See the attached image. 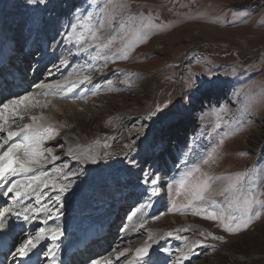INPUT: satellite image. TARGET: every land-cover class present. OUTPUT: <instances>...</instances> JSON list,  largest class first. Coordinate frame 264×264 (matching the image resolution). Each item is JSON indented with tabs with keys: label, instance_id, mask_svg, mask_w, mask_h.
Listing matches in <instances>:
<instances>
[{
	"label": "rangeland",
	"instance_id": "374dc122",
	"mask_svg": "<svg viewBox=\"0 0 264 264\" xmlns=\"http://www.w3.org/2000/svg\"><path fill=\"white\" fill-rule=\"evenodd\" d=\"M85 17L100 40L78 44L85 29L68 33ZM149 19L146 39L121 58ZM0 75V107L32 94L4 114L15 115L14 132L30 124L27 109L38 104L43 127L54 130L39 163L12 179L21 196L10 193V206L47 224L63 219L86 235L111 226L108 253L96 241L95 254L92 243L71 251V264L83 257L84 264H264V209L247 228L228 232L206 212L193 214L226 208L217 194L225 181L208 194L216 208L198 201L183 207L201 173L181 187L199 164L213 177L249 173L242 194L264 200V0H0ZM221 138L215 163L204 165ZM86 149L96 152L94 160L72 156ZM70 235L64 232V241ZM51 245L39 253L43 264Z\"/></svg>",
	"mask_w": 264,
	"mask_h": 264
},
{
	"label": "snow or ice",
	"instance_id": "6c2138e0",
	"mask_svg": "<svg viewBox=\"0 0 264 264\" xmlns=\"http://www.w3.org/2000/svg\"><path fill=\"white\" fill-rule=\"evenodd\" d=\"M28 2L30 4H35L43 3L44 0H28ZM121 7H124V5H121ZM101 12L107 13V8L101 9ZM89 20V17H85L82 19H78L77 23L72 24V32L68 33L69 36H72L73 33H76L78 28L85 29L86 31L87 38L85 36V33H80L76 35V43H87V39H91L93 41L100 40V36L98 35L99 29L96 28L95 25L86 27ZM99 24L102 28L104 27L105 21L101 19L99 21ZM152 26L153 25L150 19L147 21V23H142V30H138L136 33H134L133 39L126 43L124 48L120 50L121 58H127V52L128 50H130V47L133 43L143 42V40L146 39V31L150 30ZM114 38L115 37L109 38L107 43L99 45V47L101 49L108 48ZM88 80L89 77L85 76L84 81ZM84 81L81 82L83 83ZM68 90L72 91L71 88H69ZM31 95L32 94H28L27 96L19 97L17 99L9 101L8 103H4L2 107H0V120H4V114L6 111L18 108L23 102H27ZM157 111H160V109L157 108ZM30 119L35 121L38 118L31 117ZM0 131H3V123H0ZM21 134L24 136V139L20 143H14L10 147H8L6 151L0 153V178L8 175L15 176L21 173L32 171V168L30 166L33 164H38L39 157L42 155V152L40 151L42 142L46 139H52L54 130L50 126L37 127L34 124H26L19 132H8L6 139L0 141V148L4 147V145L7 144L8 141L13 137L19 136ZM223 142L224 139L221 138L219 144L214 146L202 159V163L204 165L215 163L216 159L219 156V148L223 144ZM21 151H23L24 159L20 158L19 153ZM48 151L50 152L51 150L49 149ZM194 172L201 173L203 179L192 185V199H190L186 205H183V207H190L193 204V201H198L202 204H207L212 208H216L217 201L211 199L210 195L208 194L210 193L212 184L215 181L223 180L226 183L217 194L225 198L226 208L224 206H221L218 211H208L206 208L198 209L193 214H199L200 211L206 212L207 215L205 216V218L219 220L221 226L225 231L228 232H238L241 230V228H247L253 222V220L260 218L262 214L261 209H264V200H260L255 195H249L246 193L242 194L243 181L249 175V173H240L235 174L234 176L213 177L208 175L207 173L201 172V168L198 164L193 169L189 170V172L186 174L185 180L181 182V187H184L187 179L189 177H192ZM36 179H38V177H32L33 181H35ZM152 184H156V181L153 180ZM19 187L20 186L18 181H12L11 186L8 187V193L14 192L15 197L19 198L21 196ZM28 187H31V185H28ZM152 194H156L155 190H153ZM174 208L175 204H173V206L169 208V211H173ZM9 211V208H4L2 211H0V216L5 215ZM133 215H135V213H133ZM131 218L132 216H129V219ZM25 219H27V217H25ZM0 227H3V225H0ZM44 231V229H40L38 232V237ZM51 231V238L54 240L62 234L59 228L53 229ZM168 235H171V233H169ZM213 238L221 239L219 237ZM28 245H31L33 247L35 246L32 243L31 238L26 240L24 244L17 249V253L21 256L25 255ZM148 247L149 246H145L143 248L137 249L138 260H142L143 257L148 254ZM121 255H123V253H121ZM94 264H98V262H94Z\"/></svg>",
	"mask_w": 264,
	"mask_h": 264
},
{
	"label": "bare ground",
	"instance_id": "6f19581e",
	"mask_svg": "<svg viewBox=\"0 0 264 264\" xmlns=\"http://www.w3.org/2000/svg\"><path fill=\"white\" fill-rule=\"evenodd\" d=\"M0 77H2L1 75H0ZM16 78V77H15ZM1 82H3V83H1L0 84V88H5V81L4 80H1ZM35 102V101H34ZM39 102V101H38ZM37 102V103H38ZM26 107V106H25ZM67 107V106H66ZM31 108H28L27 109V111L29 112V115L31 116V117H37L38 119L37 120H35V121H33L32 119H30V124H34L35 126H37V127H40V126H44L46 123L44 122V117H43V110H44V107H42V106H39V104L38 105H36V108H35V110H30ZM33 112V113H32ZM6 117H7V115H6ZM6 117H4V120L3 121H6V124L5 125H9L8 126V128L6 127V126H4L3 127V131H0V138L1 139H6V137H7V133L8 132H14V129H15V127L17 126L16 125V122H10L12 119L14 120V118H15V115L14 114H11V116H10V118L7 120L6 119ZM2 121V120H1ZM48 123V122H47ZM15 132H19V131H15ZM3 136V137H2ZM22 137H24L22 134L21 135H19V136H15V137H13L11 140H9L8 142H11V143H15L18 139H19V141L21 142L22 140H23V138ZM11 146V144H5L4 145V147H2V148H0V153H3L4 151H6L7 150V148L8 147H10ZM78 151V150H77ZM81 151V150H80ZM23 154V151H21L20 153H19V155H20V158L21 159H24V156L22 155ZM72 156H74V158H76V159H84V160H87V161H92V160H94L95 159V157L97 156V154H96V152H94V151H92V150H90V149H86V150H83V151H81V152H78V153H76V154H74V155H72ZM30 176V175H29ZM13 177H15V176H13V175H8V176H5V177H3V178H0V207L1 206H5L6 207V204L8 203V201H7V199H8V196H10V193H9V195L8 196H6V194H5V190H4V188L9 184V183H11L13 180L11 179V178H13ZM28 177V176H27ZM32 177V176H31ZM29 181V180H28ZM7 194H8V190H7ZM29 199H31L30 197H29ZM17 201V200H16ZM13 204V203H12ZM17 206V205H16ZM21 206V205H20ZM22 207V206H21ZM9 209H10V211L8 212V213H6L5 215H8L9 213H11L12 214V219H9V220H7V221H4V220H2L1 221V223H0V225H3V227H0L1 228V234H4L3 236H1V237H3L4 238V240H5V238H7V239H10L9 240V243H14V239L19 235L18 233H19V229H21V230H25V232H26V234H27V236L29 237L33 232H34V230L36 229V227H37V224L38 223H40L39 221H42V219L41 218H36V219H34V220H30L28 217H27V219H25V213H23L21 210L19 211L18 209H16L15 207H13L12 208V206L11 207H9ZM5 215H3V216H0L2 219H4V217H5ZM32 215V214H31ZM53 227H55V229H57V228H59L60 229V231L61 230H63L64 229V223L60 220V221H55L53 224ZM68 226H69V224H68ZM2 228H5L6 229V231H4ZM49 228H52V226L51 227H49ZM71 232L73 231V229H72V227H71ZM62 233V232H61ZM20 235H22V234H20ZM110 234H108L106 237H108ZM51 236L52 235H47V233L45 232V233H41L40 235H39V237L36 239V241H35V246L33 247V246H31L30 247V250H29V254L30 253H32L30 256H28V259L27 260H25L24 261V263L25 262H31L33 259H35L36 258V256L34 255V251H36V249H37V246H39V247H43V245H45L46 244V242L47 241H49V239H51ZM20 237V236H19ZM70 237H71V239H68V240H63V242H64V245L66 246V251L65 252H63V253H60V251H59V249H56L55 250V253L51 256V259L52 260H56L57 262H58V264H60V258H62V257H65V256H67V253L69 252V251H71V249H69V246H70V244H71V242L74 240V238L76 239L77 238V236L76 235H74V234H71L70 235ZM110 238H112V236L110 235V237H109V239ZM54 240V239H53ZM59 240H60V235L58 236V238L57 239H55L54 241H57V243L59 242ZM97 242H100V240H97ZM106 244L105 243H101V250H102V255H104V254H106V253H108L109 251H107L108 250V248L109 247H106L105 246ZM68 250V251H67ZM76 250V249H75ZM70 255H71V260L70 261H72L73 259H72V256L74 255V254H72V252H70ZM80 258H82V257H80ZM122 258H124V256H122L121 257V259ZM45 259H47V257L45 258ZM121 259H119V261L121 260ZM42 260V259H41ZM78 261V264H79V262L81 263V264H84L85 263V258L83 257L82 259H77ZM105 260V261H104ZM36 261L38 262V264H42L43 262H44V260H42L41 262H40V259H38V258H36ZM95 262V261H94ZM98 262V264H109V262H110V264H116V260L114 259V258H112V260H107L106 258L105 259H101L100 261H97ZM33 263H35V261H33ZM51 264H54V263H51ZM77 264V263H76ZM91 264H94V263H91Z\"/></svg>",
	"mask_w": 264,
	"mask_h": 264
}]
</instances>
